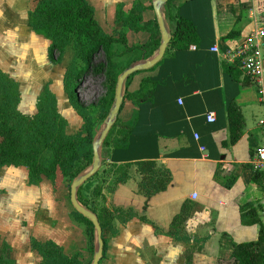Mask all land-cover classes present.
Listing matches in <instances>:
<instances>
[{"label": "crops", "instance_id": "0c3cea01", "mask_svg": "<svg viewBox=\"0 0 264 264\" xmlns=\"http://www.w3.org/2000/svg\"><path fill=\"white\" fill-rule=\"evenodd\" d=\"M4 1L1 6L23 12L19 19L0 25V71L19 84L18 110L33 115L37 96L48 84L67 121V133L82 130L83 119L64 90L63 61L48 59L50 40L28 23L38 0L33 8L30 0ZM88 1L107 33H123L128 46L148 44L146 49L123 52L122 43H113V50L119 49L115 59L119 56L123 62L117 74L158 44L152 0ZM256 5V0L168 1L172 31L180 16L189 19L198 41L187 47L168 45L154 66L133 73L126 82L131 96L124 98L102 146L99 170L83 183L80 193L98 215L104 210L112 213L103 230L106 248L99 264H235L234 244L257 237L259 225L243 224L239 205L261 204L264 197L249 162L261 142L264 102L234 57L264 19V10L258 11ZM129 15L138 20L125 22ZM129 22L145 28L134 29ZM225 65L241 72L235 76ZM25 86L34 91L33 101L26 104L21 94ZM230 101L239 105L244 118L234 142L229 140ZM208 111L215 112L214 121L207 120ZM93 117L94 131L101 121L95 112ZM125 129H130L127 141L116 145ZM142 162L154 164L145 172ZM156 169L164 170L167 185L147 195L144 180H154ZM193 191L196 198L191 197ZM68 193V179L60 173L54 180L43 177L31 183L26 166H0V252L4 247L14 264H39L41 255L31 239L51 240L67 255L78 253L83 264L92 244ZM189 245L195 247L187 261Z\"/></svg>", "mask_w": 264, "mask_h": 264}, {"label": "trees", "instance_id": "16d2710c", "mask_svg": "<svg viewBox=\"0 0 264 264\" xmlns=\"http://www.w3.org/2000/svg\"><path fill=\"white\" fill-rule=\"evenodd\" d=\"M256 4L258 11L264 10V0H256ZM137 18L138 16L129 15L125 22L138 20ZM28 23L50 40L47 56L51 62H61L66 48L73 49V57L63 75V84L70 104L83 119V129L74 134L67 133V121L59 113L57 98L48 84H45L37 96L36 112L33 115L19 111L17 108L20 101L19 84L0 71V166L5 164L26 166L31 183H37L43 177L54 180L57 173L72 179L91 160V139L95 124L92 107L83 105L79 100L77 87L80 80L90 68L95 72L102 71L105 73L108 89L113 93L117 71L114 60L116 54L112 44L122 43L123 52L135 47L146 49L148 44L128 46L123 33H119L118 36L107 33L96 20L94 8L88 0H38L35 8L29 13ZM129 23L134 29L145 28L136 22ZM197 41L198 35L193 23L180 16L169 45L187 47ZM156 44L157 41L155 46ZM99 51L104 53L105 62L92 64L93 56ZM224 68L235 76L241 72L233 65H225ZM130 94L126 92L125 97L131 96ZM108 104L110 101L105 98L99 101L96 112L99 119H103L106 115ZM227 118L229 140L234 142L241 135L244 122L241 109L235 101L228 103ZM123 133L121 139H115L116 145L127 141L126 137L130 129H125ZM153 164V162H142L140 169L147 172L146 170ZM154 173L156 175L154 180L152 177L144 180L147 184L144 183L143 189L147 195L162 190L167 185L164 170L156 169ZM254 178L258 181L255 172ZM81 189L82 186L78 191L79 198L88 205V201L80 194ZM260 208V202L254 201L239 205L241 222L245 225L258 224L259 229L255 239L234 244L231 257L235 264H263L264 219L259 213ZM74 214L86 223L87 233L92 241L91 222L77 211H74ZM111 216L112 213L107 210H104L103 215H98L102 231ZM103 239L105 249L104 236ZM31 245L41 255L39 264H81L78 253L67 255L61 246L51 240L39 241L32 238ZM188 259L190 256L187 257V261ZM0 264H14V260L6 255L4 247L0 252Z\"/></svg>", "mask_w": 264, "mask_h": 264}, {"label": "water", "instance_id": "95a60500", "mask_svg": "<svg viewBox=\"0 0 264 264\" xmlns=\"http://www.w3.org/2000/svg\"><path fill=\"white\" fill-rule=\"evenodd\" d=\"M168 1L169 0L151 1L160 31L158 44L147 56L132 60L117 74L112 100L107 109V113L93 132L91 139V160L72 177L69 184V199L73 208L88 219L93 226L92 258L89 264H99L103 256V231L97 212L80 200L78 191L85 181L97 173L102 164V146L110 129L117 120L118 112L125 98L126 82L128 78L139 70H145L154 66L162 58L170 43L173 31L166 15V5Z\"/></svg>", "mask_w": 264, "mask_h": 264}, {"label": "rangeland", "instance_id": "374dc122", "mask_svg": "<svg viewBox=\"0 0 264 264\" xmlns=\"http://www.w3.org/2000/svg\"><path fill=\"white\" fill-rule=\"evenodd\" d=\"M14 1L15 0H5L4 2L6 4H8L11 2L15 3ZM0 2H1V0H0ZM36 2H37V0H30L29 4H28L29 8H33L34 5L36 4ZM24 12H25V9H24ZM21 14H23V12H21L19 8L16 9V8H11L10 6H1L0 5V25L4 22L9 23L12 18L19 19ZM118 50L119 49L117 46V49L113 50V51L116 54L117 53L116 51H118ZM73 53H74V51L71 47L66 48L64 55H63V58H62V61L65 65V68L70 63V61L73 57ZM115 56L116 55H114L115 66H116L115 68L119 69V68H121L123 62L119 59V56H117L116 59H115ZM98 62H105V55L102 51L97 52L93 56L92 64H96ZM77 89H78L77 93H78V97H79L80 102L85 106H89V107L91 106L93 112H95V113L97 112L98 103L102 98L107 99L108 102L109 101L111 102V100H112L113 93L111 90L108 89L106 76H105V73L102 71L95 72L90 68L88 70V72L85 74V76L82 77V79L80 80L79 86L77 87ZM21 94H23V101L25 104L33 101V98H34L33 89H31L29 91L26 89V86L22 87L21 88ZM109 105L110 104H108L107 109H108ZM101 120L102 119H99V122ZM70 181H71V179H68V190H69ZM91 244H92V241H90V245ZM194 247L195 246H191V245H189V247H187V252L185 254L186 258L189 256L188 253L191 252V250ZM91 250H92V248L89 246L88 252H86L84 254V257H82V263L83 264H89V262L92 258V251Z\"/></svg>", "mask_w": 264, "mask_h": 264}, {"label": "built area", "instance_id": "2783aa9c", "mask_svg": "<svg viewBox=\"0 0 264 264\" xmlns=\"http://www.w3.org/2000/svg\"><path fill=\"white\" fill-rule=\"evenodd\" d=\"M212 50L218 51V47L213 46ZM234 57L242 72L256 84L258 94L264 102V19H261V23L252 29L248 39L237 47ZM206 117L208 121H214L215 112L208 111ZM259 122L264 127V119ZM195 136H197L196 133ZM249 162L258 175V182L264 196V128L261 142L254 148ZM197 195L196 191L191 193L192 198H196ZM259 213L264 219V197Z\"/></svg>", "mask_w": 264, "mask_h": 264}]
</instances>
